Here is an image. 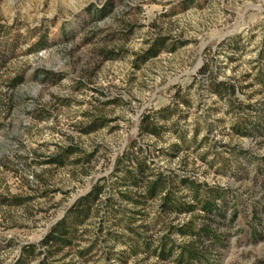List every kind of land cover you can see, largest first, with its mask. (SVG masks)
Listing matches in <instances>:
<instances>
[{
	"label": "rangeland",
	"instance_id": "obj_1",
	"mask_svg": "<svg viewBox=\"0 0 264 264\" xmlns=\"http://www.w3.org/2000/svg\"><path fill=\"white\" fill-rule=\"evenodd\" d=\"M132 156L164 192L138 197ZM97 182L74 246L45 259L44 236ZM216 188L239 213L212 261L264 264V0H0V264H178L193 241L178 230L202 221L194 195ZM165 193L193 209L163 210Z\"/></svg>",
	"mask_w": 264,
	"mask_h": 264
},
{
	"label": "trees",
	"instance_id": "obj_2",
	"mask_svg": "<svg viewBox=\"0 0 264 264\" xmlns=\"http://www.w3.org/2000/svg\"><path fill=\"white\" fill-rule=\"evenodd\" d=\"M164 48L163 40H155L151 43L150 47L146 52L144 59L149 57H155L159 51ZM204 71V67L201 69ZM261 124H256L255 130L261 128ZM140 132L152 136H158V130L154 123L149 120L148 117L142 119L140 125ZM72 150H68L66 154H72ZM128 159L134 161L135 168L132 171L125 170L127 177L130 179L131 185L137 189L138 197L142 199H153L160 193L164 192L165 185L162 183V179L157 176L154 180H148L147 164L142 160L139 162L137 158L132 156ZM49 164L63 165V157L52 158ZM118 162L116 163V169L118 168ZM115 169V170H116ZM100 182V181H99ZM97 182L92 185L91 190L84 196L77 199L65 212L63 217L56 221L54 225L50 228L49 232L44 236L43 240L40 242V246L45 248L44 258L47 259L50 256L53 257L56 252L62 251L64 248L74 246L76 240L78 239L77 230L80 226H83L87 219H89L92 208L98 207L100 203V197L104 193V186ZM183 185H189L190 187H195V184L188 179H183L180 181ZM141 190V191H140ZM229 190H224L216 188L207 193L202 199L197 198V193L194 195V200H196L197 205H199L200 211L203 213L202 221L194 230L191 225H185L178 232L181 235H187L193 238V241L188 242L186 245L179 247L177 260L178 264H214L213 255L216 247H222L224 243V237L222 233L218 231L219 227L229 226L233 219L236 218L238 211V202L236 198L232 196L229 198ZM119 195L125 198H129L125 193L119 192ZM139 203L140 201H136ZM161 207L163 210L177 211L191 210L193 206H189L183 209L182 204L177 202L176 199L172 198L169 193H165L162 199ZM231 211L230 219L227 223L226 213ZM254 215L257 211L253 207ZM216 218L221 221L217 222ZM257 226L261 223L254 217ZM255 226L251 228L249 238L257 240L260 238L261 233L256 231ZM35 248L32 245H27L24 248L23 254L25 256H30L33 254ZM171 249L169 250V256ZM164 254V252H162ZM18 264H21L20 262Z\"/></svg>",
	"mask_w": 264,
	"mask_h": 264
}]
</instances>
